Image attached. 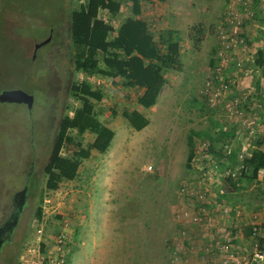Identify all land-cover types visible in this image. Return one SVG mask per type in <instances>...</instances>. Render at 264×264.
<instances>
[{
  "label": "rangeland",
  "instance_id": "1",
  "mask_svg": "<svg viewBox=\"0 0 264 264\" xmlns=\"http://www.w3.org/2000/svg\"><path fill=\"white\" fill-rule=\"evenodd\" d=\"M84 1L0 0V91L21 88L35 96L32 109L23 102L0 101V213L10 202L12 193L24 186L30 171L39 181L37 191L29 193L17 229L20 236L25 232L17 264L22 250L35 244L36 229L40 225V219L36 218L38 197L45 186L44 167L58 121L61 115L72 113L71 107L79 104L65 85L57 93L51 94L46 89L57 85L59 76L55 73L60 75L61 70L62 77L68 71L71 79L87 80L92 87L102 88L104 98L96 104V109L100 118L115 130L108 152L93 151L90 158L82 160L75 179L64 180L58 189L44 193L42 223L46 225L45 230L53 235L61 218L71 228L73 245L69 264H85L83 250L85 254L90 250L89 245L83 249L80 243L84 234L83 198H88L89 193L96 198L92 209H124L130 214L116 229L120 233L117 247L121 254L122 249L136 251V254L140 250L142 256L137 258L136 264H170L179 185L196 172L187 165L191 130L199 133L195 137L196 155L197 151L200 155L203 150L209 152L210 137L215 138L218 146L224 144L223 156L228 159L214 155L213 159L234 172V176L226 179L228 200L241 208L239 225H251L253 233L244 246L250 251L260 249L264 238V173L249 182L242 177L241 160L256 147L257 141L261 140L260 147L264 149V77L262 67L255 62L258 51L264 50L262 4L248 0L251 4L246 6L243 0H235V20H238L235 24L244 42L231 49L228 60L221 65L216 57L219 31L226 27L224 20L234 0L144 2L141 17L149 22L156 38L164 29L177 31L183 62L182 70L168 71V82L155 102H151L144 97V89L126 88L120 78L72 71V61L67 56L70 39L66 30L69 13ZM130 14V4L115 17L107 11L101 12L115 27ZM231 27L233 25H227ZM50 36V41L38 48L33 57L36 43ZM211 59H214L213 64H210ZM209 80L212 81L211 91L225 85L222 103L211 104L205 92ZM228 101L237 103L230 114L224 108ZM125 109L140 110L149 117L150 123L141 130L133 129L123 117ZM251 118L254 123L250 125ZM220 131L228 134L223 142L216 138ZM82 139L86 145L94 139V134L86 132ZM63 152L70 151L64 149ZM132 222L139 224L131 225ZM126 233L132 238L122 239ZM87 235L88 227L85 238Z\"/></svg>",
  "mask_w": 264,
  "mask_h": 264
},
{
  "label": "trees",
  "instance_id": "2",
  "mask_svg": "<svg viewBox=\"0 0 264 264\" xmlns=\"http://www.w3.org/2000/svg\"><path fill=\"white\" fill-rule=\"evenodd\" d=\"M151 1L154 0H85L79 7L74 8L69 13V25L66 30L70 39L67 56L72 61V71H80L88 76L120 78L124 87L144 89V97L155 102L168 82V71L182 70L183 62L177 31L167 28L160 31L156 38L149 22L141 17L143 3ZM128 4L131 14L126 16L118 27L101 15L102 11H107L110 16L115 17ZM258 55L255 62L262 67L264 77V50L260 49ZM213 62L214 59H211L210 64ZM50 73L52 75V71ZM55 75L60 77L57 85L46 89L51 91V94L57 93L58 89L65 85L69 95L78 100L79 104L71 107L72 113L65 112L61 115L58 121L51 153L44 167L46 180L38 197L37 219H42L45 191L56 190L62 181L75 179L82 160L90 158L93 151L108 152L115 137V130L100 118L96 109V104L104 98L102 88L92 87L87 80L71 79L68 71L65 72V77H62V70L60 75L58 72ZM122 114L135 130H141L150 123L149 117L138 109H125ZM86 132L94 134V139L85 145L82 135ZM198 134L197 131L191 130L188 135V166H192L195 137ZM226 135L227 132L220 131L216 138L223 142ZM214 140L215 138L210 137L209 152L214 156H223L224 144L218 146V142ZM256 144L241 160L242 177L249 182L257 180L259 174L264 173V149L260 147L261 140ZM64 149L70 152L65 154ZM223 157L228 159L227 156ZM38 186V178L33 177L30 192L34 194ZM251 227L246 226L245 236L253 234ZM261 243L260 249L264 250V238Z\"/></svg>",
  "mask_w": 264,
  "mask_h": 264
},
{
  "label": "built area",
  "instance_id": "3",
  "mask_svg": "<svg viewBox=\"0 0 264 264\" xmlns=\"http://www.w3.org/2000/svg\"><path fill=\"white\" fill-rule=\"evenodd\" d=\"M239 1V0H238ZM245 5L251 4L243 0ZM264 7V0H258ZM255 3H252V5ZM236 2L230 5L226 19V27L219 31L220 42L216 49V57L223 65L228 60V52L244 39L240 36ZM227 25H233L227 28ZM212 81L207 82L206 91L212 105L222 103L225 85L211 91ZM264 101V91L262 92ZM224 108L230 114L237 108V103L228 101ZM249 122L251 125L254 120ZM206 144L204 143L203 146ZM191 164L195 169L193 175L185 177L179 185L177 203L174 209L175 231L169 249L170 264H263L264 251L254 248L250 251L240 242L242 229L239 225L242 212L239 206L229 203L226 179L231 169H224L213 159V155L203 150L197 151ZM199 154V155H198ZM242 154V153H241ZM243 155V154H242ZM200 160V161H199ZM201 162V163H200ZM204 165L201 167V164ZM48 201V198L45 199ZM36 229L37 237L34 246L25 247L19 264H69V252L73 245L71 228L68 222L59 219V225L53 235L45 230L42 223ZM256 227H253L255 230ZM44 238V239H42Z\"/></svg>",
  "mask_w": 264,
  "mask_h": 264
},
{
  "label": "crops",
  "instance_id": "4",
  "mask_svg": "<svg viewBox=\"0 0 264 264\" xmlns=\"http://www.w3.org/2000/svg\"><path fill=\"white\" fill-rule=\"evenodd\" d=\"M168 1L170 0H154L152 2L157 4L166 3ZM95 200L96 198H94L90 193L88 194V198H83L85 214L82 220V227L84 228V234L82 237L83 241L80 243H82L83 249H86L85 246L87 245L90 247L88 254H85V251L83 250L85 264H105L109 262L112 264H136L137 258L142 256L140 250H138L136 254V251L132 252L124 248L125 251L122 249L121 254L117 247L118 236L120 233L116 231V229L121 223H124L123 219H126V217L130 216V214L127 211H124V209L107 207H102L101 209H92L93 201ZM131 220L133 219H130V221ZM136 224L139 223H131V225ZM87 227L88 235L87 238H85V231H87ZM245 230L246 227L245 229H242L240 236V242L242 243L250 239L252 236V234L245 236ZM131 234H123L122 239L132 238Z\"/></svg>",
  "mask_w": 264,
  "mask_h": 264
},
{
  "label": "flooded vegetation",
  "instance_id": "5",
  "mask_svg": "<svg viewBox=\"0 0 264 264\" xmlns=\"http://www.w3.org/2000/svg\"><path fill=\"white\" fill-rule=\"evenodd\" d=\"M34 173L30 171L22 188L15 190L9 197L10 202L5 204L0 213V264H17L20 244L23 242L25 232L20 236L17 231L20 220L27 203L31 181ZM25 188V193L21 190ZM23 235V236H22ZM19 236L21 238H19Z\"/></svg>",
  "mask_w": 264,
  "mask_h": 264
},
{
  "label": "water",
  "instance_id": "6",
  "mask_svg": "<svg viewBox=\"0 0 264 264\" xmlns=\"http://www.w3.org/2000/svg\"><path fill=\"white\" fill-rule=\"evenodd\" d=\"M50 39L51 36L36 43L33 57L36 56L38 48L48 43ZM0 101L23 102L27 104L29 109H32L35 102V96L21 88L5 89L0 91ZM21 193H25V188L21 190Z\"/></svg>",
  "mask_w": 264,
  "mask_h": 264
}]
</instances>
